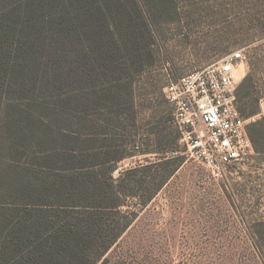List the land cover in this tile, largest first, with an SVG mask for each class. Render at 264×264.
<instances>
[{"label": "trees", "instance_id": "trees-1", "mask_svg": "<svg viewBox=\"0 0 264 264\" xmlns=\"http://www.w3.org/2000/svg\"><path fill=\"white\" fill-rule=\"evenodd\" d=\"M175 10V0H0V264H99L129 227L125 187L171 162L113 178L137 149L135 77ZM259 101L245 78L241 115ZM247 129L264 154V120Z\"/></svg>", "mask_w": 264, "mask_h": 264}, {"label": "rangeland", "instance_id": "rangeland-1", "mask_svg": "<svg viewBox=\"0 0 264 264\" xmlns=\"http://www.w3.org/2000/svg\"><path fill=\"white\" fill-rule=\"evenodd\" d=\"M175 3L151 37V64L135 77L137 149L126 147L125 154L133 156L118 165L113 178L161 162L162 156L171 162L139 170L134 180L142 187H125L131 223L99 264H264V154L254 151L246 162L214 176L187 158L172 120H162L170 114L164 88L173 77L241 48L245 61L237 68V85L249 78L260 98L248 125L264 120V0ZM153 129L159 137L162 131L159 143L157 136L148 139ZM147 144L152 154L142 155Z\"/></svg>", "mask_w": 264, "mask_h": 264}, {"label": "built area", "instance_id": "built-area-1", "mask_svg": "<svg viewBox=\"0 0 264 264\" xmlns=\"http://www.w3.org/2000/svg\"><path fill=\"white\" fill-rule=\"evenodd\" d=\"M244 61V49H237L170 80L164 88L184 154L214 176L254 154L249 119L241 115L237 102L236 71Z\"/></svg>", "mask_w": 264, "mask_h": 264}, {"label": "crops", "instance_id": "crops-1", "mask_svg": "<svg viewBox=\"0 0 264 264\" xmlns=\"http://www.w3.org/2000/svg\"><path fill=\"white\" fill-rule=\"evenodd\" d=\"M121 162H122V161H121ZM121 162H119L118 165H119ZM118 165H117V166H118Z\"/></svg>", "mask_w": 264, "mask_h": 264}]
</instances>
